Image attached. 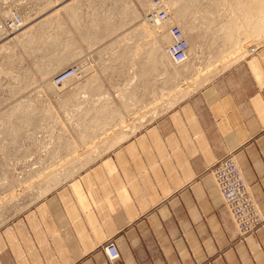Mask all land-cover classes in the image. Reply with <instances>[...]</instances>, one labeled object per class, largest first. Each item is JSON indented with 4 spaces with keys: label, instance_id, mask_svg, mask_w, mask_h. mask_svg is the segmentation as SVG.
<instances>
[{
    "label": "crops",
    "instance_id": "1",
    "mask_svg": "<svg viewBox=\"0 0 264 264\" xmlns=\"http://www.w3.org/2000/svg\"><path fill=\"white\" fill-rule=\"evenodd\" d=\"M52 1L60 3L48 12L75 5ZM184 7L176 16L185 19L190 42L185 74L164 76L163 59L171 64L170 58L151 55L141 77L128 74L122 91L99 90L98 75L82 82L76 76L73 91L62 89L73 95L90 84L84 114L96 111L108 91L128 102L117 104L119 121L103 109L89 124L81 119L79 137L38 141L48 150L30 172L44 179L39 198L0 226V264H264V221L242 238L211 171L233 154L264 218L258 0H185ZM166 95L161 111L157 102ZM103 146L109 149L101 152ZM110 240L118 259L104 250Z\"/></svg>",
    "mask_w": 264,
    "mask_h": 264
},
{
    "label": "rangeland",
    "instance_id": "2",
    "mask_svg": "<svg viewBox=\"0 0 264 264\" xmlns=\"http://www.w3.org/2000/svg\"><path fill=\"white\" fill-rule=\"evenodd\" d=\"M165 1H169L173 19L177 13L183 14L179 9L185 8V0H178L177 6L170 0ZM58 2L0 0L1 15L18 10L24 20L19 29L7 31L0 38V226L39 198L37 190L44 179L30 176V172L42 164L46 157L43 159L40 155L48 150H43L38 141L58 136L61 139L79 137L84 131L78 125L81 119L89 124L96 113L102 115L103 109L106 118L111 115L113 120L119 121L122 104L128 102L121 93L118 94L120 99L114 100L108 91V96L93 105L98 107L96 111L94 108V112L84 114L83 108L91 107L87 105L91 99L82 94L83 90L92 88L90 84L75 89L70 95L75 87L63 92L51 85L53 76L79 61L83 63L78 75L80 81L87 75H98L96 88L100 85L99 90L122 91L128 74L134 80L140 78L145 58L151 55L166 58L165 47L171 42L167 25L156 27L157 37L152 33L151 21L146 20L152 0H75L73 7L48 12ZM258 23L260 31L264 28V0H258L257 26ZM182 24L185 28V20ZM144 27H149L146 30L150 35L145 33ZM155 49L157 54H154ZM97 61L100 63L96 65ZM162 68L164 76L175 70L186 73L185 63L170 64L163 59ZM44 70L45 76H42ZM190 85L187 83L186 92L192 89ZM168 101L169 97L163 96L157 108L167 109ZM134 109L137 114L140 112L137 105ZM27 110L31 112L26 113ZM101 149L105 152L109 146Z\"/></svg>",
    "mask_w": 264,
    "mask_h": 264
},
{
    "label": "built area",
    "instance_id": "3",
    "mask_svg": "<svg viewBox=\"0 0 264 264\" xmlns=\"http://www.w3.org/2000/svg\"><path fill=\"white\" fill-rule=\"evenodd\" d=\"M151 20L163 22L169 19L168 8L162 0L153 1ZM23 16L18 10L9 15L0 14V38L7 31L12 32L23 25ZM172 42L167 45L169 57L176 65L182 64L189 59L190 42L182 28L174 24L170 28ZM82 64L75 62L72 65L58 71L53 76L55 84H62L70 77L82 72ZM214 179L229 208L239 235L244 238L255 233L262 225L264 218L257 206L255 199L249 191L248 184L239 168L233 154L219 159L211 169ZM104 250L110 260L120 257V250L115 241L110 240L104 244Z\"/></svg>",
    "mask_w": 264,
    "mask_h": 264
},
{
    "label": "bare ground",
    "instance_id": "4",
    "mask_svg": "<svg viewBox=\"0 0 264 264\" xmlns=\"http://www.w3.org/2000/svg\"><path fill=\"white\" fill-rule=\"evenodd\" d=\"M152 1H154V0H152ZM162 2L165 4V6L168 8V5H169V1H165V0H162ZM153 3V2H152ZM153 4H152V9H153ZM150 9V8H149ZM152 9L150 10V13H148V16H146V20L147 21H151V23L153 24V31H154V33H155V35L157 34V33H159V30H155L156 29V27H158L159 29H160V27H162V28H164V26H168L169 28V30H168V33H169V35H170V28H171V26L172 25H174V24H177V23H179V24H181L182 26H183V24H182V22L185 20V19H183V21L181 20V18L180 17H177L176 15H175V18L174 19H172V16H171V14H170V17H169V19L168 20H166V21H163V22H158V21H156V20H151V18H150V14H151V12H152ZM168 10H170L169 8H168ZM170 12V11H169ZM12 12H10L9 14H11ZM145 19V18H144ZM175 23H174V22ZM23 24H24V22H23ZM179 24H177V25H179ZM156 25H160V26H156ZM181 25H179L181 28H182V30L184 31V33H185V28H184V26L182 27ZM21 27V26H20ZM19 27V28H20ZM139 27V26H138ZM143 27V26H142ZM18 28V29H19ZM145 28V27H144ZM144 28H142V29H144ZM146 28H149V27H146ZM145 28V29H146ZM162 28H161V30H162ZM185 35H186V33H185ZM170 37H171V35H170ZM187 37V36H186ZM171 42H172V37H171ZM166 55H167V57H169V54H168V51H167V46H166ZM170 58V57H169ZM171 60V59H170ZM79 62V61H78ZM61 63H63V62H61ZM185 63V62H184ZM57 64H60V62L59 63H57ZM82 64V66H83V63H81ZM183 64V63H182ZM56 68V66L55 67H53V69H55ZM83 68V67H82ZM45 72H46V70H44L42 73H41V75L42 76H45ZM81 74V73H80ZM77 76L79 75V74H76ZM76 75H74V76H72V77H70L69 79H67L66 81H64L63 83H62V85L60 84H55L54 82H53V79H52V81H51V85L52 86H54V87H56V88H61V89H66V90H70L71 88H74L75 87V82H74V78L76 77ZM64 85V86H63ZM73 86V87H72ZM55 88V89H56ZM53 90H54V88H52Z\"/></svg>",
    "mask_w": 264,
    "mask_h": 264
}]
</instances>
